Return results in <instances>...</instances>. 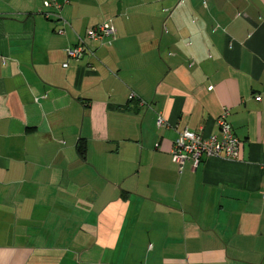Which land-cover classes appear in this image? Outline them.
Listing matches in <instances>:
<instances>
[{
  "label": "crops",
  "instance_id": "crops-1",
  "mask_svg": "<svg viewBox=\"0 0 264 264\" xmlns=\"http://www.w3.org/2000/svg\"><path fill=\"white\" fill-rule=\"evenodd\" d=\"M45 1L0 0V264H264V0Z\"/></svg>",
  "mask_w": 264,
  "mask_h": 264
},
{
  "label": "built area",
  "instance_id": "built-area-1",
  "mask_svg": "<svg viewBox=\"0 0 264 264\" xmlns=\"http://www.w3.org/2000/svg\"><path fill=\"white\" fill-rule=\"evenodd\" d=\"M52 5L60 6L57 0L45 1V6ZM58 31L63 32V29H59ZM114 36L115 27L108 21L90 28L86 33V37L89 40L95 41L112 39ZM67 52L69 56L76 59H81L87 54H94L93 50L87 46L83 37H79L76 45L67 48ZM256 100L260 101L261 96H256ZM228 115L229 110L225 109L217 120L222 134L221 138L216 135L204 136L201 132L192 131L187 128L179 131L178 136L173 141L170 152L180 170L187 160L193 161V168L195 169L206 157H224L228 159L238 157L241 141L235 134ZM157 123L158 125H162L164 118L159 116Z\"/></svg>",
  "mask_w": 264,
  "mask_h": 264
},
{
  "label": "trees",
  "instance_id": "trees-1",
  "mask_svg": "<svg viewBox=\"0 0 264 264\" xmlns=\"http://www.w3.org/2000/svg\"><path fill=\"white\" fill-rule=\"evenodd\" d=\"M85 141L83 139L80 140L79 142V146H78V150H79V153L83 156L85 155V151H86V146H85Z\"/></svg>",
  "mask_w": 264,
  "mask_h": 264
}]
</instances>
